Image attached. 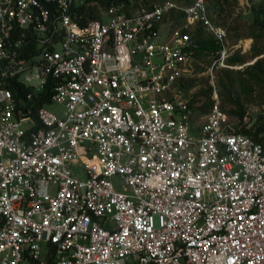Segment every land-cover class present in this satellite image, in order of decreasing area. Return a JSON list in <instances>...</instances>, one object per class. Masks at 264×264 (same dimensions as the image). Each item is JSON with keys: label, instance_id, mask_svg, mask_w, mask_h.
I'll list each match as a JSON object with an SVG mask.
<instances>
[{"label": "built area", "instance_id": "built-area-1", "mask_svg": "<svg viewBox=\"0 0 264 264\" xmlns=\"http://www.w3.org/2000/svg\"><path fill=\"white\" fill-rule=\"evenodd\" d=\"M199 28L237 68L206 0H0V264H264V134L181 88Z\"/></svg>", "mask_w": 264, "mask_h": 264}, {"label": "rangeland", "instance_id": "rangeland-1", "mask_svg": "<svg viewBox=\"0 0 264 264\" xmlns=\"http://www.w3.org/2000/svg\"><path fill=\"white\" fill-rule=\"evenodd\" d=\"M132 1L134 4L138 5L160 4V1L157 0ZM171 1L185 4V0ZM213 1L214 0H207L213 17L212 20L226 29L229 45L231 47H240V49L237 50V53L238 55H242L246 61L241 64H235L238 67L234 69L215 68L212 70V58L211 60H208L211 61V63H208V61L204 62L200 59L189 66L188 71L183 78V82L194 80L193 87L187 94L196 98L198 101L196 102L197 106L201 105L202 101L205 100V96L202 93L211 88L212 101L219 104L220 109L228 116L233 127L236 128L237 126L238 128L236 129L238 130L243 126L246 127V129H254L256 125L264 123V104H258L259 102L256 100L260 88L254 87L256 89L253 92L254 100L250 102L247 99H244L241 91H234L232 96L234 97L236 104H232L225 99L227 92L225 91V88L219 87L218 80L221 77L223 70L243 71L247 66L255 63L259 58L264 57V38L259 42H256L250 36L252 10L254 7H258L262 4L264 5V0H237L236 3L228 8L227 12H223L220 15L218 11L213 9ZM257 51H261L262 54L255 56ZM220 94H222V96ZM51 109L55 111L58 110L59 107L53 106ZM240 114L244 115L242 119L240 118Z\"/></svg>", "mask_w": 264, "mask_h": 264}, {"label": "trees", "instance_id": "trees-1", "mask_svg": "<svg viewBox=\"0 0 264 264\" xmlns=\"http://www.w3.org/2000/svg\"><path fill=\"white\" fill-rule=\"evenodd\" d=\"M87 2L96 1L98 2L99 7H106L112 3L114 4H125L129 5L132 0H86ZM160 1L161 0H157ZM166 0H162L164 2ZM194 0H185V5L191 4ZM207 1V0H206ZM237 0H214L213 1V9L218 11L219 15L223 12H227L228 8L236 3ZM147 3V2H146ZM208 4V2H207ZM153 6L151 5H138L134 4V7H148ZM208 8L210 9V6L208 4ZM81 11H85L81 9ZM91 17H96L99 13V9L94 6L90 7L86 11ZM211 13V11H210ZM211 18L213 19L212 15ZM215 22V21H214ZM216 23V22H215ZM217 24V23H216ZM219 25V24H218ZM205 31H203L201 28H199L195 35L193 36V40L196 44L195 49V56H194V62L198 60H202L204 62H207L208 60H213V56L216 52H218L221 49V46L218 42H216L210 35H207ZM250 36L256 41L259 42L264 38V5H259L258 7H254L252 10V23L250 25ZM261 51H257V54L255 56L261 55ZM254 56V57H255ZM246 60L242 55H234L229 59V62L232 64H241L244 63ZM211 63V61H208V63ZM203 70V69H202ZM219 87L225 88V91L227 92V95L225 99L227 102H230L232 104H236V101L234 100V97L232 96L234 91H241V93L244 96V99H247L249 102L254 100L253 92L256 90L254 87L260 88L259 94L256 96V100H258V104H264V57L259 58L254 64L247 66L243 71H233V70H223L222 75L219 78ZM192 81H182L181 88L188 93L189 90L193 87ZM211 91L212 89L209 88V90L204 91L202 94L205 96V100L202 101V104L199 105L196 108V111L201 114H207L211 107L213 106L214 102L211 99ZM222 96V94H220ZM197 97V96H194ZM47 102V98L40 103V105ZM198 102L196 98H193V104H196ZM244 117L243 114H240V118L242 119ZM236 128H238L236 126ZM244 134H247L254 138L255 140H259L260 136L264 134V123H261L259 125H256V127L251 129H246V127H242L240 130H238Z\"/></svg>", "mask_w": 264, "mask_h": 264}]
</instances>
